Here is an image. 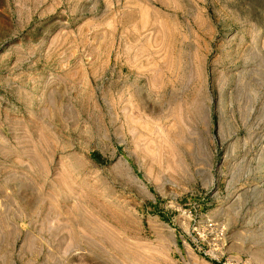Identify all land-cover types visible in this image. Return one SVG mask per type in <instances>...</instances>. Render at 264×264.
Segmentation results:
<instances>
[{"label": "rangeland", "instance_id": "1", "mask_svg": "<svg viewBox=\"0 0 264 264\" xmlns=\"http://www.w3.org/2000/svg\"><path fill=\"white\" fill-rule=\"evenodd\" d=\"M264 264V0H0V264Z\"/></svg>", "mask_w": 264, "mask_h": 264}, {"label": "trees", "instance_id": "2", "mask_svg": "<svg viewBox=\"0 0 264 264\" xmlns=\"http://www.w3.org/2000/svg\"><path fill=\"white\" fill-rule=\"evenodd\" d=\"M215 264H221V263H217V262H214Z\"/></svg>", "mask_w": 264, "mask_h": 264}]
</instances>
